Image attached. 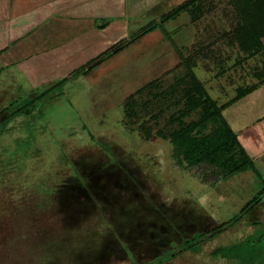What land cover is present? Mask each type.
Returning <instances> with one entry per match:
<instances>
[{"label": "rangeland", "instance_id": "rangeland-1", "mask_svg": "<svg viewBox=\"0 0 264 264\" xmlns=\"http://www.w3.org/2000/svg\"><path fill=\"white\" fill-rule=\"evenodd\" d=\"M52 1L0 0V20L45 15ZM174 2L106 0L100 17L79 15L95 27L63 17V28L52 26L36 48L25 46L32 27L3 47L0 40V264H239L211 263L209 248L264 238V184L254 170L221 176L206 163L181 167L168 139L157 136L178 129L177 117L184 128L199 118L197 111L180 117L185 62L224 107L238 86L257 81L260 66L231 39L237 17L228 0H205L194 23L186 14L159 25ZM122 18L130 35L157 23L83 72L116 41L107 27ZM58 45L66 58L50 59ZM255 195L251 210L218 234ZM203 232V250L185 248ZM241 251L243 264L259 251L264 259V243Z\"/></svg>", "mask_w": 264, "mask_h": 264}, {"label": "trees", "instance_id": "trees-1", "mask_svg": "<svg viewBox=\"0 0 264 264\" xmlns=\"http://www.w3.org/2000/svg\"><path fill=\"white\" fill-rule=\"evenodd\" d=\"M235 11L237 20L235 27L230 32L231 39L236 42L241 50L249 57L257 56L260 60V66L254 70L257 81L236 88L234 101L241 99L248 93L264 84V0H228ZM205 0H184L177 6L163 13L159 19V25L163 26L167 22L173 21L181 13L185 12L191 22H195L202 12ZM156 21H150L138 28L137 31L129 35L125 40L118 41L101 52L94 61L90 60L88 64L82 65V71L88 72L99 62L104 61L108 57L118 53L126 46L133 43L137 38L143 36L147 32L155 28ZM163 30L164 27H161ZM185 62V61H184ZM186 74L188 75L187 85L184 89L185 101L180 111V117L188 116L192 112L197 111L199 118L192 122L191 126L182 127L181 119L176 118L180 126L178 129L169 131L166 135L157 131V136L168 139L171 144V158L181 167L189 168L194 165L206 163L212 172L223 173L221 176H229L237 172L245 170H254L259 178L262 179L256 170L252 159L249 157L242 144L240 143L236 132L232 129L223 115L224 105H219L214 98L211 97L205 85L197 78L190 65L185 62ZM198 129L196 132L198 137L192 135L191 130ZM264 184V180H263ZM259 196L255 195L249 203L240 209L239 213L234 215L230 220L218 225V234L228 229L231 223L239 220L246 212L251 210L253 203L257 201ZM214 230L210 229L206 235L214 236ZM205 232L194 234L186 238L188 243L185 248H199V252L206 245L207 238L204 237ZM264 238L258 237L255 240H247L246 246L240 244L216 245L213 244L209 248L207 255L211 263L217 260H224L226 257L239 260V264L245 261L241 258L242 249H255L259 243H264ZM256 241L258 242L256 245ZM245 242V241H244ZM242 248V249H241ZM241 249V250H240ZM182 252V250H180ZM240 255H235L239 253ZM201 256V255H199ZM252 256V257H251ZM249 264H264L261 257V251L250 254ZM227 258V259H228ZM229 260V259H228Z\"/></svg>", "mask_w": 264, "mask_h": 264}, {"label": "crops", "instance_id": "crops-1", "mask_svg": "<svg viewBox=\"0 0 264 264\" xmlns=\"http://www.w3.org/2000/svg\"><path fill=\"white\" fill-rule=\"evenodd\" d=\"M106 0H53L51 3L46 4L47 8V13L41 14L43 12L35 11L34 17L31 18L30 20L25 18L21 19L18 21L16 18H5V22L1 19L0 20V31H1V43L3 47V40H11L14 38H19V36L23 35L25 32L24 30L20 27H30L29 29H34V35L32 37L28 35L30 31L25 32L27 33L26 35L28 36V39L25 41V46L30 47V48H36V46H40L37 44V40H41L40 38L47 39L49 38L52 34V31L55 30L52 26H56V28H63L60 27V22L57 20L67 19L69 18H77V24L76 27L82 28H88V27H95V22H85L84 23V18H80L79 15L83 12V10H95L93 13L94 16L100 17L102 13L100 10L97 8H101L102 5ZM112 1L116 7L120 6L119 0H110ZM121 1V0H120ZM173 2L175 0H172ZM179 2H174L173 7L177 6L184 0H178ZM119 3V5H118ZM176 3V4H175ZM97 9V10H96ZM171 9V8H170ZM170 9H167L168 11ZM167 12V11H166ZM164 12V13H166ZM44 15V16H40ZM47 15L52 16V17H60V18H55L56 20L53 21L51 24H49L50 20L47 18ZM186 15L185 12L181 13L179 16H177V19L182 16ZM40 16V17H38ZM114 17L120 18L119 11L113 13ZM102 17V16H101ZM176 20V19H174ZM173 20V21H174ZM59 22V24H58ZM17 27V28H16ZM32 27V28H31ZM51 27L53 29H51ZM100 27V25L98 26ZM25 28V29H26ZM109 30L106 32V36L108 37V34L110 33L109 39L114 38L116 39V42L125 40L126 38L129 37L130 33L129 27H127V23L123 18L119 21H116L111 24L110 27H107ZM119 29L120 35L117 37V30ZM85 30H80L79 32H82ZM5 35H4V33ZM87 32V31H86ZM131 32V30H130ZM148 33V32H147ZM42 34V36H41ZM54 34V33H53ZM136 39L135 41H137ZM113 43V44H114ZM112 44V45H113ZM132 44V43H131ZM130 44V45H131ZM126 46L123 48L121 51H124ZM50 48V47H49ZM50 54V59L51 57H54L53 60H62L66 58V54L64 55L63 53H60V51H64V48H61L60 45L58 46H53ZM118 52V53H119ZM33 56L36 57L38 53L32 52ZM64 55V57H61V55ZM43 58L47 56V52L42 53ZM115 55V54H114ZM113 56V55H112ZM51 60H49L50 62ZM65 63V61H64ZM75 70V69H74ZM73 70V71H74ZM72 71V70H71ZM250 94V95H248ZM246 96L242 97L241 99L235 101L233 104L227 106L225 109H223V115L227 122L230 124L232 129L236 132L237 137L242 144L243 148L249 155V157L252 159L253 164L259 174L264 176V84L259 86L258 88L254 89L252 92L248 93ZM237 108V109H236ZM262 166V167H261ZM261 169H263L261 171ZM264 178L262 177V181Z\"/></svg>", "mask_w": 264, "mask_h": 264}]
</instances>
